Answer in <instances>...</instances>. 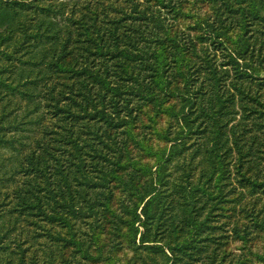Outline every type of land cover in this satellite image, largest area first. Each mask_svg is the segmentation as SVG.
Masks as SVG:
<instances>
[{"label": "trees", "instance_id": "1", "mask_svg": "<svg viewBox=\"0 0 264 264\" xmlns=\"http://www.w3.org/2000/svg\"><path fill=\"white\" fill-rule=\"evenodd\" d=\"M229 238L264 264V0H0V264H225Z\"/></svg>", "mask_w": 264, "mask_h": 264}, {"label": "rangeland", "instance_id": "2", "mask_svg": "<svg viewBox=\"0 0 264 264\" xmlns=\"http://www.w3.org/2000/svg\"><path fill=\"white\" fill-rule=\"evenodd\" d=\"M222 186H223V194L225 195V197L227 199H230L234 196H239L241 194V193H239V190L231 193L233 191V187L235 186V184L227 185V186H224V184H223ZM223 206H224V204H223ZM225 206H226V208H228L227 209L228 210V213H227L228 216L229 215L232 216V218L230 219V223L228 225V229L232 228L233 226H238V229L240 230V232H243L244 226L247 223H246V220L244 218V211L242 210L240 204H236L233 207V209H231V206H232L231 204H225ZM249 208H250L249 204L245 206V210L249 209ZM248 231H250V228H248ZM241 235H243V234H241ZM253 236H255V235H253ZM243 242H242V240L239 241L236 239L233 240V239L229 238L226 246L223 247V249L225 251L224 252L225 264H244L247 261L251 262L250 264H261V263L256 262L255 260H254V262L251 261L252 259H255V258L250 256V254L247 251L248 250L247 245ZM249 242L251 243V245L254 244V246H252L254 248V252H260V250L262 248V240L260 238L253 237V239H251ZM249 247L250 246H248V248Z\"/></svg>", "mask_w": 264, "mask_h": 264}]
</instances>
